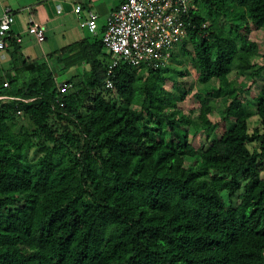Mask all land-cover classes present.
<instances>
[{"label":"trees","instance_id":"16d2710c","mask_svg":"<svg viewBox=\"0 0 264 264\" xmlns=\"http://www.w3.org/2000/svg\"><path fill=\"white\" fill-rule=\"evenodd\" d=\"M197 4L170 63L154 69L121 61L108 75L105 29L51 52L58 66L11 33L7 65L0 57V95L14 97L0 100V264H264V83L250 132L239 81L264 79L251 38L264 0ZM191 68L196 115L179 106L186 92L165 88ZM218 128L202 149L199 133Z\"/></svg>","mask_w":264,"mask_h":264},{"label":"built area","instance_id":"2783aa9c","mask_svg":"<svg viewBox=\"0 0 264 264\" xmlns=\"http://www.w3.org/2000/svg\"><path fill=\"white\" fill-rule=\"evenodd\" d=\"M199 8L197 0H124L108 17L102 34L105 48L111 54L108 75L121 61L138 70L164 67L170 63L171 54L184 40L192 12ZM78 4L75 11L81 13ZM61 11V7L59 8ZM99 14L89 10L80 24L90 32H98ZM15 21L14 13L6 10L0 18V56L7 48L8 37ZM27 31L39 42L46 39V28L31 19ZM20 41V37H17ZM107 88H113L111 77L105 81ZM14 98L0 95L1 101ZM64 105V103H61ZM1 107V103H0Z\"/></svg>","mask_w":264,"mask_h":264},{"label":"rangeland","instance_id":"374dc122","mask_svg":"<svg viewBox=\"0 0 264 264\" xmlns=\"http://www.w3.org/2000/svg\"><path fill=\"white\" fill-rule=\"evenodd\" d=\"M87 32V31H86ZM24 41L22 43L23 49L26 55L31 56L32 58H38L39 56L44 55L43 49L45 51H50L53 49L61 48L66 43H68L72 38L71 36L67 35V32L65 30H61L60 28H57L55 30V34L52 36V39L49 41L39 42L35 39V37L31 34L24 33ZM33 36V37H32ZM35 40H34V39ZM251 38L258 42L260 47V52L262 56L257 57L256 61L259 63H264V27L262 28H255L253 27V30L251 32ZM55 44L57 46H55ZM57 47V48H54ZM59 48V49H60ZM104 52H108L107 48H104ZM1 54H5L4 57H2V61L7 65V61L9 59L8 51H2ZM45 57V56H44ZM41 60V58H40ZM52 60L59 65L57 60L55 58H52ZM190 67V66H189ZM59 69L61 68L58 67ZM81 68L80 66L72 67L67 69L65 72L60 71L59 75L57 76V80L60 82L63 79L69 78L71 75H73L76 71L78 73V69ZM192 72L189 75L186 76H178L177 81H173L172 79H167L165 83V88L168 92V94L172 97L179 98V96L183 93H187V96L184 100L179 101V106L185 111L193 110L194 114H198L200 103L198 99L196 98L194 94V90L200 87V84L197 82L196 73L191 68ZM234 77V74H232ZM216 82V79L213 80ZM240 85H242L245 88V93L242 95V98L247 105L248 110L252 113V116L249 120V127L250 132H253L257 126L260 125V119L256 113V107H257V99L260 97V91L264 83L263 78H259L257 81L253 82L250 78H241ZM218 108H216V112L211 114V118L214 122H216L220 117V112L223 111L224 105L219 103ZM22 122L29 124V121L22 118ZM221 134V129H216L213 132V135L211 137L207 136V133L205 130H202L199 135L197 136V142L199 146L202 149H205L209 146V143L211 139H213L215 136ZM259 144L257 142H251L249 143V148L251 150H254V148H257ZM190 161L194 160V158H188ZM264 162V159H263ZM262 177H264V170L261 173Z\"/></svg>","mask_w":264,"mask_h":264},{"label":"crops","instance_id":"0c3cea01","mask_svg":"<svg viewBox=\"0 0 264 264\" xmlns=\"http://www.w3.org/2000/svg\"><path fill=\"white\" fill-rule=\"evenodd\" d=\"M123 1L124 0H0V18L6 10H11L14 13L15 21L12 24L11 33L16 37H20L21 43L24 41V33L28 34L27 28L31 19H34L46 28V39L44 41L51 40L52 36L55 34V30L60 28L61 30H65L67 35L72 38L66 43L67 45L86 37L92 38L94 36H100L103 29H105L108 17ZM78 4L83 6V10L80 14L75 11V6ZM60 7L61 11H59ZM89 10H94L99 14L97 34L90 32L80 24L81 18L86 17ZM55 46L57 45L55 44ZM59 48L50 51H45V49H43L44 55L43 57H39L41 59L46 58L50 62L52 61V57H50L51 55L49 54ZM4 56L5 54H3V57ZM74 74H76V71Z\"/></svg>","mask_w":264,"mask_h":264}]
</instances>
